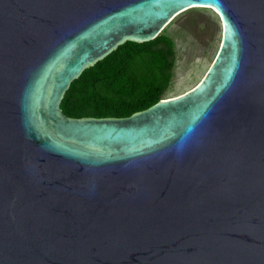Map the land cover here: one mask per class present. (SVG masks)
Returning <instances> with one entry per match:
<instances>
[{
  "label": "water",
  "instance_id": "water-1",
  "mask_svg": "<svg viewBox=\"0 0 264 264\" xmlns=\"http://www.w3.org/2000/svg\"><path fill=\"white\" fill-rule=\"evenodd\" d=\"M192 7L221 23L198 84L62 113L83 70ZM0 264H264V0H0Z\"/></svg>",
  "mask_w": 264,
  "mask_h": 264
},
{
  "label": "trees",
  "instance_id": "trees-1",
  "mask_svg": "<svg viewBox=\"0 0 264 264\" xmlns=\"http://www.w3.org/2000/svg\"><path fill=\"white\" fill-rule=\"evenodd\" d=\"M175 45L163 30L148 42L126 41L74 79L60 102L69 118H126L164 99Z\"/></svg>",
  "mask_w": 264,
  "mask_h": 264
},
{
  "label": "rangeland",
  "instance_id": "rangeland-1",
  "mask_svg": "<svg viewBox=\"0 0 264 264\" xmlns=\"http://www.w3.org/2000/svg\"><path fill=\"white\" fill-rule=\"evenodd\" d=\"M175 45L173 77L164 98L193 88L213 62L221 41V23L215 11L190 8L164 29Z\"/></svg>",
  "mask_w": 264,
  "mask_h": 264
},
{
  "label": "bare ground",
  "instance_id": "bare-ground-1",
  "mask_svg": "<svg viewBox=\"0 0 264 264\" xmlns=\"http://www.w3.org/2000/svg\"><path fill=\"white\" fill-rule=\"evenodd\" d=\"M192 8H207V7H192ZM207 9L213 10L212 8H207ZM213 11H215V10H213Z\"/></svg>",
  "mask_w": 264,
  "mask_h": 264
}]
</instances>
